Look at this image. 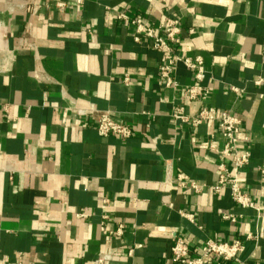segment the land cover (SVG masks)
Segmentation results:
<instances>
[{"label":"crops","instance_id":"crops-1","mask_svg":"<svg viewBox=\"0 0 264 264\" xmlns=\"http://www.w3.org/2000/svg\"><path fill=\"white\" fill-rule=\"evenodd\" d=\"M4 1L0 264H17L19 253L25 264H92L101 252L112 254L108 264H180L171 252L179 236L193 249L207 239H242L245 264H264V0H11L13 12ZM119 14L155 26L180 18L177 51L203 57L204 103L182 98L196 82L183 62L174 71L179 89L163 84L160 52L134 40ZM205 104L242 120L249 141L241 145L252 158L240 181L256 208L235 203L226 188L212 190L223 157L206 142L213 136L222 145L217 121L194 127L172 116ZM92 109L110 110L132 135H99ZM167 168L171 179L182 173L203 191L169 182ZM120 223L123 235L110 236Z\"/></svg>","mask_w":264,"mask_h":264},{"label":"built area","instance_id":"built-area-1","mask_svg":"<svg viewBox=\"0 0 264 264\" xmlns=\"http://www.w3.org/2000/svg\"><path fill=\"white\" fill-rule=\"evenodd\" d=\"M83 0H77L81 4ZM63 5V3H58ZM5 9L8 12H13L15 4L11 0L3 2ZM119 18L129 20L132 28L133 38L136 41L142 39L149 40L152 48L160 52L159 76L163 84L168 88L179 89V83L175 79V66L179 62H183L187 67L194 71L196 82L181 90L182 98L188 101L201 100L203 103L208 98L210 90L204 85V79L207 73L203 57L201 55L184 56L178 53L177 48L182 43L180 18L176 15L167 16L159 25L151 24L145 17L137 16L129 18L125 14H119ZM194 29H190V33H194ZM264 47V46H263ZM130 76L126 74L123 78L125 84H129ZM263 78L256 80V83H261ZM234 91H239L238 88H233ZM80 114H86L90 110H77ZM95 126L101 136L115 135L120 138H128L133 133V128L116 119L110 110H96ZM173 118L191 126H199L211 120L217 121L218 132L222 137V145L219 147L214 141L213 136L207 140L206 144L222 157L223 161L217 164L218 179L213 185L212 190L215 193L221 192L223 189L230 191L233 201L243 207L256 208L257 204L246 192L241 185L240 173L250 164L252 158L251 149L241 145L242 142L249 141V137L241 138V118L229 110H219L211 105H203L196 114H188L183 106L173 110ZM227 161L232 167H228ZM264 173V169H262ZM167 178L169 182L176 183L179 187L187 188L193 193L198 194L203 191L204 185L199 184L194 180H189L186 176L180 173L176 180L171 179V170L167 168ZM171 205V204H170ZM183 216L189 219L193 215L188 212L180 211ZM78 217H85L87 213L84 211L77 213ZM108 216L104 215L106 219ZM222 218L231 222H236L238 216L234 214H223ZM101 229L106 231L104 223L101 224ZM110 236L119 237L124 233V224L120 223L116 229L108 231ZM252 234H248L247 238H253ZM246 245L244 240L235 239L232 241L207 239L198 248L193 249L183 237H177L172 245V260L180 264H223L229 262L232 264H245L242 255ZM133 249H130L129 254L132 255ZM113 256L110 252H101L92 261V264H108L112 261ZM23 253H19L17 264H25Z\"/></svg>","mask_w":264,"mask_h":264}]
</instances>
